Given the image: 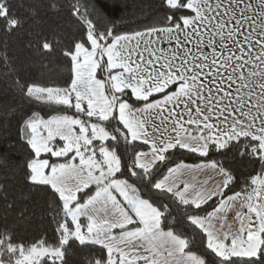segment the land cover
Segmentation results:
<instances>
[{"label":"snow or ice","instance_id":"snow-or-ice-1","mask_svg":"<svg viewBox=\"0 0 264 264\" xmlns=\"http://www.w3.org/2000/svg\"><path fill=\"white\" fill-rule=\"evenodd\" d=\"M119 8L0 0V264H264V0Z\"/></svg>","mask_w":264,"mask_h":264},{"label":"trees","instance_id":"trees-1","mask_svg":"<svg viewBox=\"0 0 264 264\" xmlns=\"http://www.w3.org/2000/svg\"><path fill=\"white\" fill-rule=\"evenodd\" d=\"M113 0H100L101 4L107 3L109 6ZM148 0H119L120 8L116 15L125 16L129 22H140L144 19L143 13L146 10ZM32 39L26 31H22L17 36L9 40L13 48H22L24 43ZM34 76L45 82L62 81L67 76V68L63 59L57 54L51 57L37 58V62L32 67Z\"/></svg>","mask_w":264,"mask_h":264}]
</instances>
